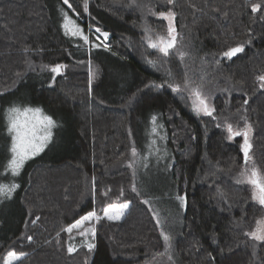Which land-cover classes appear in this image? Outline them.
I'll list each match as a JSON object with an SVG mask.
<instances>
[{
	"label": "trees",
	"instance_id": "16d2710c",
	"mask_svg": "<svg viewBox=\"0 0 264 264\" xmlns=\"http://www.w3.org/2000/svg\"><path fill=\"white\" fill-rule=\"evenodd\" d=\"M84 3L0 0V100L31 87L18 98L67 124L62 152L30 161L10 197L0 194V264L9 251L23 254L16 264H264V242L245 234L264 219V207L250 185L237 183L243 137L229 139L226 130L229 123L251 126L250 155L264 173L258 79L264 75V0H87V11ZM161 11L174 13L177 34L167 57L147 39L167 36V22L152 15ZM64 13L89 43L72 44ZM96 28L108 33L107 44ZM238 45L243 52L223 57ZM57 65L63 67L55 76ZM186 78L207 97L213 116L193 111L189 91L169 87L183 88ZM146 126L166 150L157 195L177 203L174 230L165 227L156 194L135 185L129 166ZM3 130L0 125V136ZM7 138L0 143V169ZM0 185L11 184L0 178ZM113 203L129 208L119 220L86 222L83 228L94 225V235L66 231L90 211L103 216Z\"/></svg>",
	"mask_w": 264,
	"mask_h": 264
},
{
	"label": "snow or ice",
	"instance_id": "6c2138e0",
	"mask_svg": "<svg viewBox=\"0 0 264 264\" xmlns=\"http://www.w3.org/2000/svg\"><path fill=\"white\" fill-rule=\"evenodd\" d=\"M173 2L174 0H167L168 4H172ZM64 3L68 4L69 8H71L69 0H64ZM260 7L261 5L259 4L253 5L252 11L256 12L260 9ZM87 8L88 4L87 0H85L84 10L87 11ZM152 15H156L159 18L166 20L168 22V30L166 37L157 35L155 39H153L151 36H148L147 39L149 41V47L157 49L163 54V56L167 57L170 55V50L175 47L177 42V34L173 26L174 13L171 11H161L159 13L152 12ZM64 19L66 32H70L74 36H80L85 43H89L88 36L84 35L81 28L68 17L67 13H64ZM145 31L148 32L150 30L146 28ZM96 32L99 33L105 40L108 38V33L102 32L100 28H96ZM97 39H99V37H97ZM243 51V46L238 45L228 49L222 55L223 57L231 59L236 56L237 53ZM179 55L183 58L184 53H179ZM149 63L153 62L149 61ZM62 67V65H57L56 67H53L51 71L59 73ZM168 75L171 77L170 71L168 72ZM258 79L261 82V87L264 88V75L258 77ZM154 87H162V85H154ZM169 87H171L175 92H180L182 90L189 91L190 96L194 98L193 111L198 115L203 114L205 116H213L215 109L209 105L207 97L204 96L199 87H191L187 78L184 81L183 88H181L179 84H169ZM244 103L246 104L247 101L245 100ZM6 116L8 121L7 131L11 138V145L9 149L10 157L8 158L6 167L11 171L13 176H17L22 170L24 164L28 160L39 155V153H41L47 146L51 139V129L55 126V121L47 115H41V110L39 108L25 107L21 109L16 105H13L8 109ZM155 120L156 118L153 117V123H155ZM226 130L228 132L229 139H233L237 136L243 137V144L241 145V148L243 152L244 165L243 170L240 173L242 179L237 180V183H246L250 185L252 188L253 200L264 207V173H262L255 165L250 155L252 146L249 142V133L251 131V126L246 125L243 129H234L233 125L229 123L226 125ZM153 131L155 132V128ZM132 154L133 156H136L137 153L135 148H133ZM129 166L131 167V165ZM17 187L18 185L16 183H12L7 187L0 185V194L4 195L5 198H8ZM133 191H137L135 186H133ZM177 199L181 201V204L184 203V197L178 196ZM145 202L147 203V201ZM128 208L129 205L127 203H113L103 209V216L98 215L94 210L90 211L86 215L82 216L75 224H72L69 228H67L66 231L71 233L73 229H82L80 231L81 235H86L88 232H91L94 235L95 230L93 228H83L86 222H99L104 218L108 220H119ZM157 224L161 225V220L159 218H157ZM245 234L255 241L264 242V220L257 221L255 230ZM161 237L165 246L170 247L171 237L163 230L161 231ZM28 239L31 240V237ZM88 247L91 250L94 245L88 244ZM72 250V248L69 249L70 252ZM22 258L23 254H17L15 251H9L3 264H16V262L22 260Z\"/></svg>",
	"mask_w": 264,
	"mask_h": 264
},
{
	"label": "rangeland",
	"instance_id": "374dc122",
	"mask_svg": "<svg viewBox=\"0 0 264 264\" xmlns=\"http://www.w3.org/2000/svg\"><path fill=\"white\" fill-rule=\"evenodd\" d=\"M162 19V18H161ZM164 20V19H163ZM166 21V20H164ZM167 22V21H166ZM168 24V22H167ZM98 37L100 38V41L102 43L107 44L109 40L108 38L105 40L102 36H100L99 33H97ZM154 39V38H153ZM83 43V39L80 36H75L74 41H72V44H81ZM149 44V41H148ZM61 73V69L59 73H54L53 75L57 76ZM32 84V81L30 82ZM31 88V87H27ZM27 88H24L22 91H20L18 94H14L13 97L5 98L3 100H0V125L3 126V132L4 136H0V143L7 141V137L10 138L8 131H7V112L10 107L13 105H16L20 107L21 109L25 107L30 108H39L41 110V115H47L44 107L39 105H30V103H26L24 99L20 100L19 95L24 96L26 94ZM16 93V92H15ZM193 109V106H192ZM48 116V115H47ZM52 119L55 121V126L51 129V139L48 142L47 146L44 148V150L39 153V155L33 157L32 159L28 160L22 170L20 171L19 175L13 176L11 171L7 169L6 165L8 163V158L10 157V145H11V138H10V144L7 147V154L8 157L4 160L5 163L2 165V168L0 169V178L5 179L8 181V183H16L20 181L21 176L23 174L24 168L26 167V164H28L30 161H34L35 159H38L40 157L43 158H55L58 156L59 153L62 152V148L66 146L65 142V136L63 133H65V130L67 128V124L64 123V121L59 122L56 120V118L52 117ZM135 149H136V156H131L130 164L131 168L133 169L135 175H136V183L135 185L140 187L142 185L143 189L142 192L146 195L149 194H156L157 200L156 204L158 205V208L161 210L162 213L165 214V227L171 230H174V223H175V209H177V203H175L172 200H160L162 196H159L157 194H161V189H159L158 183L164 181V174L165 167L167 165V155L166 150L164 149V146L161 145L158 133L155 131H150L149 128L146 126L142 129V135L139 138V143H135ZM3 161V158H1ZM165 168V169H164ZM165 171V172H164ZM155 175L158 176V180H153V177ZM8 177V178H7ZM157 182V184H156ZM157 185V186H156ZM141 189V188H140ZM162 195L164 197V193L162 192ZM4 197L0 198V205L3 202ZM164 220V219H163ZM264 220V219H262ZM96 223V222H95ZM95 229V226L92 227Z\"/></svg>",
	"mask_w": 264,
	"mask_h": 264
}]
</instances>
